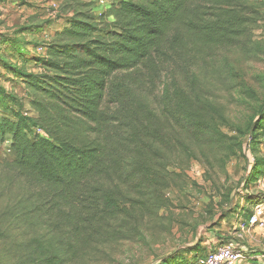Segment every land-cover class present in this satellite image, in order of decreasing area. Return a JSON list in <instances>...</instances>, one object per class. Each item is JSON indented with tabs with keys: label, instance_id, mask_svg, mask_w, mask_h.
<instances>
[{
	"label": "trees",
	"instance_id": "trees-1",
	"mask_svg": "<svg viewBox=\"0 0 264 264\" xmlns=\"http://www.w3.org/2000/svg\"><path fill=\"white\" fill-rule=\"evenodd\" d=\"M96 7L70 0L67 26L33 59L39 71L26 69L27 57L21 67L2 63L21 79L38 115L24 114L23 105L13 118L0 115V143L9 139L16 153L0 159V262L75 264L123 232L115 221L165 206L157 194L167 184L162 159L184 138L200 141L207 126L180 90L165 101L163 118L141 93L151 94L166 70L187 73L220 48L244 45L258 14L247 0ZM13 235H22L19 245Z\"/></svg>",
	"mask_w": 264,
	"mask_h": 264
},
{
	"label": "rangeland",
	"instance_id": "rangeland-1",
	"mask_svg": "<svg viewBox=\"0 0 264 264\" xmlns=\"http://www.w3.org/2000/svg\"><path fill=\"white\" fill-rule=\"evenodd\" d=\"M84 1H94L96 11L109 3ZM247 1L258 14L244 45L220 48L187 73L166 70L151 94L141 93L149 110L163 118L165 101L180 90L207 126L200 141L184 138L178 151L162 159L167 184L157 194L166 205L139 220L135 211L136 220L115 221V229L123 232L94 244L75 264H193L197 255L238 238L235 226L260 203L264 183V0ZM69 3L0 0V87L16 97L0 93L1 116L13 118L20 105L24 114L38 115L21 79L2 63L21 67L27 57L26 69L39 71L33 59L45 54L50 35L67 26L73 14ZM15 158L10 140L0 143V159ZM11 240L19 245L23 237ZM2 247L0 240V254ZM0 264L18 260L2 258Z\"/></svg>",
	"mask_w": 264,
	"mask_h": 264
},
{
	"label": "crops",
	"instance_id": "crops-1",
	"mask_svg": "<svg viewBox=\"0 0 264 264\" xmlns=\"http://www.w3.org/2000/svg\"><path fill=\"white\" fill-rule=\"evenodd\" d=\"M259 188L261 191L257 195L260 198L259 202H263L264 183ZM255 204H253L252 210ZM250 215L251 213L238 221V225L235 226V229H237L235 233L238 238L227 244L235 245L237 249L245 254L246 259L239 261L237 264H264V231L247 226Z\"/></svg>",
	"mask_w": 264,
	"mask_h": 264
},
{
	"label": "built area",
	"instance_id": "built-area-1",
	"mask_svg": "<svg viewBox=\"0 0 264 264\" xmlns=\"http://www.w3.org/2000/svg\"><path fill=\"white\" fill-rule=\"evenodd\" d=\"M38 132L43 134L41 129ZM247 226L264 231V201L254 206ZM244 259L246 257L243 251L230 244H222L208 254L198 257L193 264H237Z\"/></svg>",
	"mask_w": 264,
	"mask_h": 264
}]
</instances>
